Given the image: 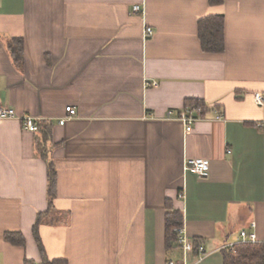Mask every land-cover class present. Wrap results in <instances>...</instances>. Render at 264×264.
<instances>
[{"label": "crops", "instance_id": "0c3cea01", "mask_svg": "<svg viewBox=\"0 0 264 264\" xmlns=\"http://www.w3.org/2000/svg\"><path fill=\"white\" fill-rule=\"evenodd\" d=\"M210 14L225 16L221 53L201 49L197 23ZM13 37L23 39L21 64ZM255 92L264 93V0H0V101L53 123L54 221L39 227L48 260L183 264L181 249L165 246L167 200L205 249L187 264H223L241 230L264 242ZM188 98L209 108L190 130L177 117ZM35 137L0 118V264L42 260L33 225L49 207L47 165ZM188 158L208 159L209 174L185 168Z\"/></svg>", "mask_w": 264, "mask_h": 264}, {"label": "trees", "instance_id": "16d2710c", "mask_svg": "<svg viewBox=\"0 0 264 264\" xmlns=\"http://www.w3.org/2000/svg\"><path fill=\"white\" fill-rule=\"evenodd\" d=\"M223 0H210L212 3H221ZM198 35L201 49L207 53H221L225 49V16L223 14H210L198 20ZM12 56L17 64L23 59V39L13 37L8 45ZM185 107L194 116H202L208 111V105L204 99L188 98ZM38 130L35 131V148L37 155L47 165V196L49 207L45 212H39L33 225V234L42 255L40 262L27 261L26 264H65L63 260H48L39 234V227L43 223H52V211L54 210V199L57 194V168L50 153L55 143L52 142L53 123L50 120L38 119ZM183 226V214L176 208L171 200L166 201L165 206V246L167 248L179 247L178 229ZM4 238L17 245L25 244V237L20 231H6ZM194 253L200 239L195 238ZM223 264H264V242L261 241H238L232 245L222 248Z\"/></svg>", "mask_w": 264, "mask_h": 264}, {"label": "built area", "instance_id": "2783aa9c", "mask_svg": "<svg viewBox=\"0 0 264 264\" xmlns=\"http://www.w3.org/2000/svg\"><path fill=\"white\" fill-rule=\"evenodd\" d=\"M141 11V7L139 4L133 5V12H139ZM153 33V28L149 25L145 26L144 29V35L149 36ZM254 99L256 103L259 105L264 104V93L261 92H255L254 93ZM67 115L68 117H73L77 114V110L74 106L68 105L66 107ZM172 114V111L168 112V117H170ZM177 117L182 120V122L186 126V130H190L192 128L193 122L196 120V116L191 114V111L188 108H185L184 110L180 111L177 115ZM0 118H17L23 128L29 130V131H37L38 130V124L37 120L38 118L30 115L29 113H23L18 114L16 110L4 104L0 101ZM67 117L62 118L59 120L60 123H64ZM227 152H230V149L227 150ZM185 168L190 169L194 171L199 177H206L209 174L210 169V162L208 159L204 158H188L185 162ZM252 225L254 226V222H252ZM178 242H179V248L182 251V263H186V257L187 254L192 253L195 249V242L193 238H190L186 235V233L183 230V226L179 228L178 230ZM240 238L241 241H258L256 233L253 232H247L246 230H241L240 232ZM232 245V244H231ZM197 253L198 258L202 257L205 254V249L202 244H199L197 247ZM167 264H177V261L175 260H169Z\"/></svg>", "mask_w": 264, "mask_h": 264}, {"label": "rangeland", "instance_id": "374dc122", "mask_svg": "<svg viewBox=\"0 0 264 264\" xmlns=\"http://www.w3.org/2000/svg\"><path fill=\"white\" fill-rule=\"evenodd\" d=\"M178 262V261H177Z\"/></svg>", "mask_w": 264, "mask_h": 264}]
</instances>
